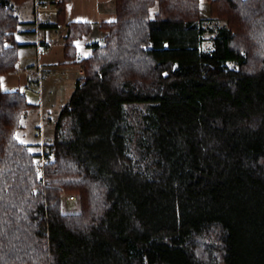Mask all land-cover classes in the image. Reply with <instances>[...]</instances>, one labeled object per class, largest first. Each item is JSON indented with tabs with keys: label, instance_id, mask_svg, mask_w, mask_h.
Wrapping results in <instances>:
<instances>
[{
	"label": "trees",
	"instance_id": "16d2710c",
	"mask_svg": "<svg viewBox=\"0 0 264 264\" xmlns=\"http://www.w3.org/2000/svg\"><path fill=\"white\" fill-rule=\"evenodd\" d=\"M27 1L0 0V76ZM113 5L53 123L44 182L15 138L30 105L0 91V264H264V0H210L208 19L200 0ZM65 26L73 63L91 24ZM211 229L218 244L197 253Z\"/></svg>",
	"mask_w": 264,
	"mask_h": 264
},
{
	"label": "crops",
	"instance_id": "0c3cea01",
	"mask_svg": "<svg viewBox=\"0 0 264 264\" xmlns=\"http://www.w3.org/2000/svg\"><path fill=\"white\" fill-rule=\"evenodd\" d=\"M64 2L63 23L59 26L55 25L56 15L42 14L39 29V36L42 38L40 48L37 47L35 34L24 30L32 24L30 4V9L27 10L30 17L25 21L21 20L23 25L13 35L18 54L16 68L0 76V91L20 92L31 105H34L36 111L37 109L41 111L37 108L39 105L44 108L62 107L74 89L75 80L81 76L78 74L79 65L67 61L64 56L65 24L89 23L95 28L100 23L115 19L113 0ZM54 34H58L59 40L52 43L50 37ZM76 43L78 50L88 55L90 48L82 45L80 40ZM59 97H64L61 103L57 101ZM48 126L46 125L47 128Z\"/></svg>",
	"mask_w": 264,
	"mask_h": 264
},
{
	"label": "rangeland",
	"instance_id": "374dc122",
	"mask_svg": "<svg viewBox=\"0 0 264 264\" xmlns=\"http://www.w3.org/2000/svg\"><path fill=\"white\" fill-rule=\"evenodd\" d=\"M30 4L31 3L28 2V1L25 2V3L17 4V7L15 8V11L18 14L20 20L25 21L26 19H28L30 17V16H28L29 14L27 13L28 8L30 9ZM31 6H32V4H31ZM209 8H210V0H200V16L202 18H204V19H208L209 18V16H210ZM26 16H28V17H26ZM222 22L223 21H220L219 24H221ZM18 29H17V31H18ZM105 35H106V31L105 30L101 29L99 26L94 28L91 25L90 30L86 34H84L81 37L77 38L73 42L74 45H75V48L77 50V54H78L77 55L78 57L76 58L77 61H75L73 63L74 64H78L79 67H82V65L80 63V60L85 58V57H87L90 54L92 45L101 44L103 42V40H104ZM210 38H211V35L209 33H206L204 35V41H203V44H202L203 50H210L212 48V43H211ZM79 40H80L82 45H87L90 48L88 55L84 54L83 51H79L78 48L76 47V44H77L76 42L79 41ZM82 76H83V74L81 75V77ZM63 98L64 97H59L57 101L59 103H61ZM28 104L30 106H29V108L23 114V116L21 118V126L16 131L15 138L18 136L19 139L16 138L17 141H19L22 144H25L28 147V151L30 153H34L35 152L34 145L36 144V139L34 137V133H35L36 127H37V125L39 123L40 114H39L38 109L36 111L35 108H33L34 105H31L29 102H28ZM37 108H39V110H41V112L43 114V118H44V120H46L49 116H51L50 110H52V112H54L55 114L58 115V112H59L61 107L59 108V107L56 106V108L55 107H52V108L51 107H48V108L45 107L44 108V106L39 105ZM46 125L44 127V133L51 140L52 132H53V124H50L48 126V128L46 127ZM62 192H65L66 194H74L76 196V200L74 202H68L65 198L61 199L60 198V196H61L60 194ZM58 200H59V203H60V206H61V210H62L63 213H77L78 212V210H79V200H78L77 195L74 192H68V191L62 190L59 193ZM217 242H218L217 231H216V229H211L205 235H202V236L198 237L196 239V241L194 242L193 246L195 248V251H197V253H200V252H202V250H203L202 246L205 243H208L210 246H215V245L218 244ZM217 264H224V263L218 262Z\"/></svg>",
	"mask_w": 264,
	"mask_h": 264
},
{
	"label": "built area",
	"instance_id": "2783aa9c",
	"mask_svg": "<svg viewBox=\"0 0 264 264\" xmlns=\"http://www.w3.org/2000/svg\"><path fill=\"white\" fill-rule=\"evenodd\" d=\"M59 0H33L32 4V24L30 26H27L24 30L27 32H33L36 36V44L37 47L40 48V42L42 41V38L39 36V27L41 23V18L43 13H51L56 15L59 11L57 2ZM59 40L58 34H54L50 37V42H57ZM78 74H83L82 67H79ZM40 118L39 123L36 127L34 137L36 139L35 144V155L33 158V165L36 171L37 178L40 179L42 182H44V172H45V166L50 162L51 160V152H50V138L45 135L44 133V127L45 125L53 124L56 115L52 110H50L51 116H49L46 120L43 118V114L41 111H39ZM34 191H37L35 188ZM60 198H65L68 202H74L76 200V196L74 194H66L65 192H62L60 194Z\"/></svg>",
	"mask_w": 264,
	"mask_h": 264
},
{
	"label": "snow or ice",
	"instance_id": "6c2138e0",
	"mask_svg": "<svg viewBox=\"0 0 264 264\" xmlns=\"http://www.w3.org/2000/svg\"><path fill=\"white\" fill-rule=\"evenodd\" d=\"M16 138H17V139H19V137H18V136H17Z\"/></svg>",
	"mask_w": 264,
	"mask_h": 264
}]
</instances>
